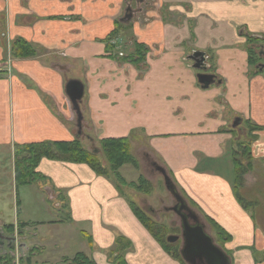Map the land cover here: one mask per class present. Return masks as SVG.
Segmentation results:
<instances>
[{"label":"crops","instance_id":"obj_1","mask_svg":"<svg viewBox=\"0 0 264 264\" xmlns=\"http://www.w3.org/2000/svg\"><path fill=\"white\" fill-rule=\"evenodd\" d=\"M124 1L0 0V151L10 153L12 183L15 144L76 136L64 87L77 79L84 85L80 136L143 142L199 213L230 234L219 247L231 264H264V226L252 204L244 207L235 197L231 152L244 137L241 124L254 125L252 166L258 162L264 173V71L247 63L245 39L257 35L264 45V0H155L169 18L140 10L130 24L132 36L148 47L142 64L122 61L104 41ZM16 37L34 44L38 55L12 58L10 40ZM195 52L205 57L201 70L189 59ZM198 73L215 80L202 87ZM36 171L66 196L65 224L77 227L83 252L96 264H114L107 252L118 237L130 243L122 252L127 264H180L134 216L114 183L88 165L42 158ZM55 236L61 248L53 250L68 256L69 237Z\"/></svg>","mask_w":264,"mask_h":264},{"label":"rangeland","instance_id":"obj_2","mask_svg":"<svg viewBox=\"0 0 264 264\" xmlns=\"http://www.w3.org/2000/svg\"><path fill=\"white\" fill-rule=\"evenodd\" d=\"M148 1V3L146 1L141 5L138 0H132L131 2L128 0V4L132 11V16L128 22H126L127 24L122 26V30H120V35L123 37V45L121 49H119L120 47L117 48L119 51L121 50L123 52V57L121 58L122 61H125V55L127 53L132 54L134 50L133 45L129 43V39L132 38L134 40V38L131 34V31L128 30L131 21H133L132 18H137L140 15L141 12L139 11L141 8H148L145 6L146 3L149 8H156L153 0ZM184 6L186 7V5ZM152 9H145L143 11ZM153 10L156 11V9ZM160 13H162V16L165 17V19L169 18L168 16H170L167 14L168 10L166 8H161ZM174 19H176V17ZM177 20L181 21L182 17L179 15ZM10 42H12V40H10ZM5 45H7L6 40ZM123 63L124 62H121V64ZM66 73L67 72H65V74ZM68 74H66V76H70V73ZM68 103L71 109V104L69 101ZM72 113L74 117L72 118L71 116L69 125L71 129L75 130L76 123L74 118H76V116L73 111ZM241 125L243 128L244 137L238 140L232 149L235 150V153L238 157H241L242 163L245 164V161L250 162V167H248L245 173H243L245 182L240 181L237 183L236 181V183L239 184L238 186L240 187V193L243 196L242 199L252 204V206H250V211L253 212L254 216L257 217L256 219L258 220V223L261 226H264V173L258 162H256V168L253 169L252 165L255 160L249 154L250 142L253 138L252 136L253 132L255 131V126L251 125L250 123H243ZM236 133L238 134V132ZM79 138L81 142L80 144L86 149H91L94 146H100V140L93 142L92 140H88L82 136ZM139 141L140 140H138V143H135L134 145L131 142V154H133L137 159L138 167L134 168L132 165H124L120 169V173L124 176V179H126L127 183H136L139 179L138 177L140 176L145 178V180L149 182L150 189L148 193H142L141 191H138L129 185L125 187L123 186L122 192L124 197L128 200H132L141 208L142 211L146 213L145 215H148L149 217L151 216V219L158 225H163L165 228V230L162 231L164 240H166L165 237L170 234L179 236L181 234V227L179 226L180 218L177 214H174V211L169 209V207L174 205L175 199L165 189L163 177H161L162 175L155 169V166L151 164L156 163L162 167L163 165H161L162 163H160V160L158 157H156L155 153H152V151L149 150L147 151L145 144ZM102 154L103 153L101 152L97 156L100 162L106 166L107 162L104 155ZM11 168L10 153L6 149L5 151H0V235L3 236V239L1 240L2 244H0V254L10 252L12 255H14L16 263H18L19 256L21 253L24 254V250L26 248H37L38 245L37 252L36 250L33 252L34 254H39V257L36 258L37 261L35 258L33 259L37 262V264H62L64 257H70L77 251L86 250V246L80 245V241L84 240L80 234H78L77 227L68 226L65 224L68 221L69 216L66 196H64L63 193L60 194L61 192L52 189L50 185L46 184V181L39 183L35 182L29 185L18 187V195L19 199L21 197V201L19 206V215L17 214L15 195L16 187L12 183ZM168 175L170 176L169 172ZM173 182L176 185L175 181ZM46 186L51 190V197L44 189ZM178 192L184 198V201H186V204L190 207V209H192L194 213L198 215L200 222L205 226V230L209 235H211L210 237L213 238L214 242L218 246L223 245V242H221L218 237H216L217 234L212 222L199 213L198 209L190 201H188V199H186L181 191L178 190ZM249 200H252V202ZM17 216H19L18 221L16 219ZM23 220L28 223V226L21 227L19 225L24 223L22 222ZM53 220H62V223L52 222ZM8 224L14 225L12 231L5 227V225ZM63 232L65 233L66 237H69L70 246L66 250V255L68 256L61 255V257H59L60 254H58L57 250L61 248V245H59L60 241H58V238H56L55 235H58V233L62 234ZM48 236H50V238H48L50 244L47 245L44 242L45 239L43 238ZM54 236L55 239H53ZM59 237H61V235H59ZM10 242L13 243V247H9V245H11ZM42 242L45 244V249H42ZM23 244L25 247L21 248ZM174 244L178 249H180L182 244L181 238L174 242ZM57 245L60 246V248L58 247L57 249L53 250V248H56ZM41 249L43 253H39Z\"/></svg>","mask_w":264,"mask_h":264},{"label":"trees","instance_id":"obj_3","mask_svg":"<svg viewBox=\"0 0 264 264\" xmlns=\"http://www.w3.org/2000/svg\"><path fill=\"white\" fill-rule=\"evenodd\" d=\"M124 24L115 22V27L104 41L108 42L114 37L120 35V30ZM246 39V51L248 53V62L250 67L254 72L264 71V45L262 38L257 35H248L245 34ZM131 45H133V52L127 53L125 55V61L131 63L142 64L145 60V57L148 52V47L143 43L137 42L135 39L130 40ZM110 46V45H109ZM113 45L110 46V48ZM38 55L37 47L30 43L29 41L23 39L22 37H16L12 40L10 45V56L14 59H25V58H34ZM75 135V134H74ZM131 140L128 137H110L103 138L99 141L100 146L92 147L91 149L84 148L80 143L79 136H74L71 140H53V141H39L32 143H23L15 144L13 148V157H14V182L16 187V204L19 203L18 187L29 185L35 182H44L45 176L40 172L36 171V166L42 158H47L51 160H58L63 162H72V163H84L89 166L96 174L99 176H104L108 180L114 183L121 195H124L122 192L123 186H130L142 193H148L150 189L149 182L142 178L138 177V181L135 182H126L124 176L120 173V169L124 165H132L134 168H137L138 161L134 157L131 151ZM232 150V157L235 167V183H234V192L235 197L238 199L242 206L247 207L250 205L245 201L241 193L238 191L237 183L242 182L243 173L250 167V162L245 161V164L242 163L241 157H238L235 153V150ZM103 153L107 165H103L98 156L99 153ZM250 154V149H249ZM249 160V159H248ZM237 181V183H236ZM136 190V191H137ZM130 207L134 213V216L143 224L145 227L156 239L160 245L173 258L178 260L180 264L184 263L183 259L180 257L177 246L174 243H168L163 239L162 231L165 230L163 225H158L155 221L151 219V216L145 215L146 213L141 210V208L136 205L132 200H128ZM215 227V231L218 239L221 242H227L230 240L231 236L228 234L220 225L216 224L209 217H206ZM61 221V220H60ZM22 226H28V223L24 222L19 224ZM5 227L9 230H13L14 225L8 224ZM161 231V233H160ZM87 242L91 243L90 236L85 235ZM13 239V238H12ZM116 246L111 251L107 252L109 258L113 261L114 264H127L123 253L129 246L130 243L123 237H118L115 239ZM11 243V242H10ZM9 245V247H13ZM25 247V245H22ZM36 250V247H29L24 250V254L21 253L16 263L14 255L10 252L0 254V264H37L36 256L33 252ZM39 262V261H38ZM62 264H96L93 258L85 254L83 251H77L70 257H64Z\"/></svg>","mask_w":264,"mask_h":264},{"label":"water","instance_id":"obj_4","mask_svg":"<svg viewBox=\"0 0 264 264\" xmlns=\"http://www.w3.org/2000/svg\"><path fill=\"white\" fill-rule=\"evenodd\" d=\"M130 15H126L124 21H127ZM189 59L193 60L194 64L192 66L200 68V64L197 62H203V57L200 53L196 52L191 55ZM198 82L202 87L209 86L214 82V77L207 73H198L196 76ZM65 95L67 100L70 102L72 109L76 115V136L81 135L82 131V111L79 107V103L82 99V94L84 92V85L81 81L77 79H68L65 82ZM239 121V120H238ZM233 123V126L238 124ZM155 169L162 175L165 189L174 197L175 204L169 207L170 210L174 211L180 218L181 234L178 235H168L165 237L168 243H174L181 238L182 244L180 249H178L181 258L186 264H231L229 256L214 242L213 238L210 237L205 230V226L200 222L198 215L191 210L184 198L180 195L176 189V185L169 177L166 169L156 163L152 164ZM51 197V190L49 187L44 188ZM192 220L191 223L189 220ZM3 237L0 235V240Z\"/></svg>","mask_w":264,"mask_h":264},{"label":"flooded vegetation","instance_id":"obj_5","mask_svg":"<svg viewBox=\"0 0 264 264\" xmlns=\"http://www.w3.org/2000/svg\"><path fill=\"white\" fill-rule=\"evenodd\" d=\"M130 2L132 1V0H129ZM147 1V3L149 2L148 0H138V2H140L141 3V5L142 4H144V2H146ZM154 1V4L156 3V1L155 0H153ZM147 3H146V7H148V8H145V9H152L151 7L149 8V6H147ZM124 10H123V12H122V16L119 18L120 20H118L117 22H119V23H122V24H124V25H126L127 23L126 22H128V20L130 19V18H128V20L127 21H124V19L123 18H125L126 17V15H130V17L132 16V11H131V7L129 6V4H128V0H125L124 1ZM162 8V7H161ZM161 8L160 9H156V8H153V9H156V10H158L159 12H161ZM145 9H140V10H145ZM152 9V10H153ZM139 12H141V11H139ZM131 24V23H130ZM122 27V26H121ZM128 30H130V25H129V28H128ZM134 38V37H133ZM132 39V38H131ZM131 39H129V43H130V40ZM135 39V38H134ZM136 40V39H135ZM123 43V37L121 36V35H119V38L118 37H114L113 39H111L109 42H108V45H113V47H111L112 49H115L114 50V54L115 55H117V57L118 58H122L123 56H122V54H123V52L120 50L119 51V49H121L122 48V44ZM128 44V43H127ZM118 47H120L119 49H117ZM196 53V52H195ZM194 53V54H195ZM201 55H202V57H203V62H204V59H205V57H204V55L202 54V53H200ZM114 55V56H115ZM191 60V59H190ZM192 62H193V60H191ZM203 64L202 62H197V64ZM193 64H194V62H193ZM198 69H200L201 70V68H198ZM79 106H80V103H79ZM69 107H70V105H69ZM71 110L73 111V109H72V106H71ZM74 112V111H73ZM76 116V115H75ZM74 117V115L72 114V118ZM71 120V119H70ZM74 120H75V118H74ZM82 122H83V120H82ZM75 123H76V120H75ZM76 130H77V127H76V129L74 130V132H75V135L77 134V132H76ZM79 137H81V136H79ZM152 165V164H151ZM175 204V203H174ZM189 207V206H188ZM190 208V207H189ZM192 210V209H191ZM191 223L193 222L191 219L189 220ZM2 236V235H1ZM3 237V236H2ZM2 240V239H1Z\"/></svg>","mask_w":264,"mask_h":264}]
</instances>
